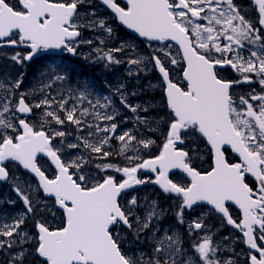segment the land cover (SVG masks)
<instances>
[{
  "label": "snow or ice",
  "instance_id": "obj_1",
  "mask_svg": "<svg viewBox=\"0 0 264 264\" xmlns=\"http://www.w3.org/2000/svg\"><path fill=\"white\" fill-rule=\"evenodd\" d=\"M85 0H17L22 10L14 7L11 0H0V41L8 45H27L30 51L22 59L17 53L13 60L23 62L31 61L38 53L49 49H61L75 54V38L81 35L79 27L81 14L78 4ZM129 29H133L141 37L150 41H175L182 50L181 60L186 62L183 69V78L186 86L181 87L169 79V72L158 56L152 60L167 83V107L171 109L173 119L169 125L166 143L163 150L154 159L144 160L133 167L115 168L123 172L126 179L117 182L113 176L103 179L89 187L86 176L79 173L83 164L87 163L82 157L65 162L59 153L62 146L53 145L56 137H64L65 132L46 131L36 129L25 119H18V126L22 133L15 137L0 133V181H9V171L6 161L18 162L25 170L30 171L38 178V188L43 193L55 197L56 203L66 214V225L59 230H49L45 224L38 225L37 253L45 259V264H221L216 258L219 245H214L211 235L200 237V242L193 241L192 249L196 256L187 255L182 250V237L175 231L169 234L167 230L157 236L158 227L152 228L146 237L153 244L152 256L148 257L143 251L138 254H128L121 247L123 238L117 228L126 226L133 232L136 240L140 234L152 226L153 220L159 221L163 211L159 210L155 201L149 206L144 219L136 215L134 207L137 200L133 197L126 207H122L120 197L126 189L134 185L144 184L146 181L137 178V172L148 169L156 173L151 181L160 186L165 193H174L182 197L179 210L176 213L179 223H184L185 209L191 210L199 202H207L213 210L226 218L228 225H232L242 232L249 248L250 264H264V91L256 93L255 89L248 93L246 99L239 96L238 102L230 91L234 84L241 82L252 83V75L256 82L264 89V0H254L258 8V24L253 23L241 15L239 8L233 0H127V7H121L115 0H102ZM226 5V7H221ZM207 14L201 15L206 12ZM94 15V13L92 14ZM207 21V24L197 21ZM236 22V23H234ZM88 27L98 26L112 34V28L106 27L103 20H90ZM219 26V27H217ZM221 39L227 43L221 44ZM91 43V41H87ZM103 43V41H101ZM235 45L236 47H233ZM251 46V47H249ZM165 48L169 45H165ZM104 52L98 58L111 64L121 61L114 58L113 51ZM97 49V52H100ZM164 52V49H160ZM247 53V57L244 53ZM214 53L220 54L219 57ZM233 54L232 59L227 55ZM171 65H178L179 61L171 52H164ZM142 59L129 61L132 65H139ZM230 65L232 69L242 75V80L229 81L219 74L218 66ZM60 66H50L47 71L40 73L49 79V83L38 91L50 87L55 81H64L66 72ZM131 75V71L129 72ZM252 74V75H248ZM54 77V79H53ZM21 80L15 81L11 87L0 80V130H17L5 114L12 116L16 112L29 114L32 107L40 108L42 105L51 107L58 103L59 110L65 112L62 119L57 112L45 111L41 128L49 124L48 117L56 124L65 121L77 126L82 120L76 116L77 107L73 105L66 109L67 99L55 101L44 99L30 106L25 102L23 94L16 104L7 99L13 89L20 87ZM123 85H121V88ZM34 91H36L34 89ZM119 92V89H117ZM71 94V93H70ZM134 94V93H133ZM77 101L87 100V95L81 93ZM95 104L88 103L94 110L97 106L108 108L113 101L110 97H103ZM259 101L258 104L252 102ZM120 102L133 113L137 106L126 103V97L120 94ZM243 106V107H241ZM15 109V111H13ZM147 111V109H143ZM90 114L88 108L80 110V117ZM118 113L113 110L111 114L92 111L91 115L97 120L113 121ZM139 119V118H138ZM91 128V125H86ZM97 132L115 133L117 124L109 127L96 125ZM199 133L210 145L213 155V166L210 171L201 173L191 166L189 153L178 149L176 145L184 143V137ZM93 133H89L92 135ZM183 134V135H182ZM128 138L127 141L125 138ZM124 142L121 153H124L134 136L125 132L116 137ZM111 137H103L99 143L93 144L83 138L84 147L94 153H101L103 146L109 143ZM147 147L152 141H140ZM77 144H69L68 148H77ZM225 146L237 153L240 162H229L226 158ZM44 154L58 170L53 178H49L38 165L37 157ZM108 156V152H103ZM133 159V157H128ZM99 167V166H98ZM105 169L115 167L112 164L103 166ZM73 169V171H70ZM172 169H182L191 177L188 186L174 183L169 178ZM251 174L258 182L256 188L251 187L245 180ZM18 181V177H12ZM30 187V186H29ZM18 197L26 207V213L33 211V202L29 195L22 191L20 186L14 188ZM234 202L242 210L243 217L237 223L229 213L226 202ZM14 204L15 201H8ZM26 213H22L15 223L0 224V236L13 237L14 233L24 223ZM135 216L137 227L133 229L130 217ZM116 226V227H114ZM204 227L203 221H193L189 224V231L200 230ZM27 234L20 236L24 240ZM14 241L0 240V248L12 247ZM254 250V251H253ZM183 257V259H180ZM198 257V261H197ZM23 258V252L19 253ZM223 264H235L227 259Z\"/></svg>",
  "mask_w": 264,
  "mask_h": 264
},
{
  "label": "flooded vegetation",
  "instance_id": "obj_2",
  "mask_svg": "<svg viewBox=\"0 0 264 264\" xmlns=\"http://www.w3.org/2000/svg\"><path fill=\"white\" fill-rule=\"evenodd\" d=\"M115 2L118 3L121 7H125V8L127 7V4H125L121 0H115ZM11 3L14 7L22 10L21 6L17 4V0H11ZM233 3L239 8L241 15H244L245 19L250 20L255 27H261L258 24L259 12H258L257 6L254 4V0H233ZM221 7H226V5H221ZM207 11L208 10L206 7V12L202 13L201 15L203 16L207 14ZM78 12L81 14L80 22L83 23L85 26L79 27L78 29L81 35L75 38L76 40L74 44V46L76 47L75 54L80 52L81 56H85L84 51L90 49V47L88 48V46H93V47L99 46L100 50L106 49L104 50V52H108L109 50H114V49H121V47L123 46L121 51L112 52V55L114 56V58H116L117 60L121 62L119 64L109 63L108 65H106V69L108 70V72H120L122 70H126L128 72L131 71L132 83L129 84V86L135 87V88H138V87L144 88L149 83H155V71L153 70V68L149 70V68L146 67L148 65V62H144L139 65H132L129 63V61L131 60L141 59V57H143L144 46L145 47H148V46L145 45L141 39H139L140 37L128 34L127 31L121 27L118 23V20L116 19V16L112 13L111 9L107 5L103 4L101 0H85L84 3L78 4ZM93 13L94 15H92ZM90 20H96V21L103 20L105 22L106 27L112 28L113 30L112 34L109 35L107 32H105L103 29H101L98 26H93V27L86 26L87 22ZM197 22L207 24V21H203V20H199ZM261 34L264 35V29H262ZM85 38H89L87 41H91V43L84 41ZM129 38H132V39H129ZM134 38H136L137 40ZM101 41H103V43H101ZM220 43L224 44V43H227V41L221 39ZM233 47H236V46L233 45ZM151 50H153V52L155 53V46H151ZM29 51H30V48L27 45L17 44V45H14L13 49L6 48L2 50L1 55L3 59L7 58L8 60H13L12 57L17 55V53H19L20 57H22L23 55L26 56ZM5 54H7L6 57H4ZM75 54L70 53V56L76 57ZM46 55L48 56H43L42 58H44L47 61L51 60L53 56H56L54 54H46ZM64 55L65 54H60V56L58 55L59 57L56 56V58L60 59ZM214 55H216L217 57L220 56V54L218 53H214ZM244 55L247 57L246 52L244 53ZM227 58L232 59L233 54L229 53L227 55ZM86 64L87 66L86 68H84L85 71L88 70V71H92V73L95 72L96 68L95 66L92 65L91 61H88ZM169 65L170 66H165V68L170 72L173 80H178L179 73L177 71L178 69L177 65H171L170 63ZM97 69H100V67H97ZM218 71H219V74L222 75L226 80H229V81L242 80V75L236 72L234 69H232L230 65H225L224 67L218 68ZM148 75H151V76H148ZM248 75H252V74H248ZM145 77H146V80L144 81ZM104 80L106 81V77H104ZM252 81H253L252 83L241 82L239 84H234V87L231 90V92L234 94V99H236L237 102H238L239 96L241 95H243L247 99L248 93L251 92L253 89H255L256 93H259L262 90H264L259 85V83L256 82V77L254 75H252ZM78 90L79 91L83 90V87H79ZM87 96H89V93L87 94ZM87 100L89 99L87 98ZM62 116L63 115L61 114V117ZM153 138H154V142L152 146L153 156L151 158H155V136ZM185 142L186 140L184 139V143L179 144L178 149L187 151L189 153L190 159L192 160V164H193L192 166L198 170L204 171L202 170V167H201L202 164H205L203 162L204 160L200 156L199 157L197 156L198 152L200 153L203 152V149H201L202 147H198L195 145L192 148H187L185 147ZM204 156H205V161H206L207 157L205 153H204ZM123 177H124L123 175H118L116 176V179L123 180L122 179ZM137 177H139V179L146 181L144 183L145 185L142 190L134 193L135 195L132 194L136 198L137 204L140 203L138 204V206L146 205V206H143L145 209V207H147L150 202L155 201L159 210L167 207L165 211H168L170 208L168 214L167 215L163 214L162 218L159 221L154 219L152 222V226L149 229L142 232L140 234V237H143L144 239H146V237L150 235L152 228L154 227H158L160 229V231L157 232V236L162 235V233L165 230H167L170 233V229L172 228V225L174 223L173 216L171 215L172 210L174 207H178L177 205L178 202L176 201L177 199L180 201V199L169 193H164L155 187V183L151 181L155 180L156 173L152 172L149 175L143 174V173L137 174ZM170 179H172L174 183H179L182 186L189 185V181L182 179L177 174L171 175ZM247 181H248V184L253 188H256L258 185V183L255 182V180L251 178H248ZM151 186H153L152 189H150ZM145 193L147 195H145ZM131 197L132 196L127 195L121 199L122 207H126L128 205V202L131 200L130 199ZM133 207L135 208V206ZM228 209L233 219L236 220L237 223H240L242 220V218L240 217L241 216L240 211L231 206H229ZM136 215L138 214L136 213ZM183 217H184V223L180 225L181 229L179 233L181 234L180 236L182 237V240H183L182 249L186 250V252L189 255L194 256V257L196 256V254L194 253L192 249V243L193 241H195L196 243L200 242V237H203V234L207 232L206 228L209 223L212 228L211 232L216 234V237L215 238L213 237L214 241L219 242L220 239H222V241H224L225 247L229 245V251H233V254L235 257V259L233 258V261H235V264H250V259H249L250 250L245 247L242 239L240 238L241 236L240 230L235 228L232 225H230V227L228 225H225V223L227 224V222H226V219L222 215H218L215 212L213 213L211 210L205 209L204 205H201L199 207H195L191 211L185 212V215ZM135 219H136L135 216L130 217V222H132L133 224V229L137 227V225L135 224ZM201 220L203 221L204 227L200 230H195L193 232H190L189 224L192 223L193 221L200 222ZM117 230H120L121 237L123 238V243L121 247L126 253L130 255L136 254L135 252H133V248L129 247V244H130L129 242L133 240L138 243V245L136 246L135 243H133L132 241V245L136 249L139 247L143 252L147 254L148 257L152 256V248L154 247V245L148 243V240L146 241L145 240L142 241L141 239L136 240V238L132 236L133 232L129 229L123 230L120 227H118ZM219 234H223L224 239L220 238ZM149 245H151L150 248H149ZM6 247L8 246L6 245ZM2 255H3V258L0 259V263L14 264V262H17V264H25L27 262V259L11 258L10 254L6 252H3ZM197 261H198V257H197Z\"/></svg>",
  "mask_w": 264,
  "mask_h": 264
},
{
  "label": "rangeland",
  "instance_id": "obj_3",
  "mask_svg": "<svg viewBox=\"0 0 264 264\" xmlns=\"http://www.w3.org/2000/svg\"><path fill=\"white\" fill-rule=\"evenodd\" d=\"M126 141H127V139H125ZM143 141H146V140H143ZM123 143L124 142H122V146H123ZM133 150H135V144H133L132 143V141H131V143L129 144V147H128V149L126 150L127 152H130V151H133ZM128 157H132L131 155H125V158H126V160H128V161H130V159L128 158ZM153 202V201H152ZM151 205V204H150ZM150 205H148V206H150ZM143 206H146V205H141V206H139V209L141 210V213H143L142 214V216L141 215H138L140 218H141V220H143L144 219V216H145V213L148 211V206L147 207H145V209H144V207ZM211 225L208 223V226H207V228H206V230H207V232H205L204 234H203V236H205V235H211L212 237H216V234L215 233H213V232H211ZM173 232V231H172ZM172 234V233H171ZM179 235H181V234H179ZM215 245H219V248L218 249H220V250H222V249H225V250H227V249H229V245H227V247H225V244H224V241H222V239H220V241L219 242H215L214 243ZM183 250V249H182ZM229 251V250H228ZM187 253V252H186ZM187 255H189L188 253H187ZM180 259H183V257H181ZM223 261H225V260H227V259H222ZM233 260V259H232Z\"/></svg>",
  "mask_w": 264,
  "mask_h": 264
},
{
  "label": "trees",
  "instance_id": "obj_4",
  "mask_svg": "<svg viewBox=\"0 0 264 264\" xmlns=\"http://www.w3.org/2000/svg\"><path fill=\"white\" fill-rule=\"evenodd\" d=\"M35 112H37V110L35 109ZM46 127H54L55 126V122L54 123H49V124H46L45 125ZM112 156H117V155H115V154H111ZM22 208V207H21ZM15 209V216H14V219H15V222H16V220L17 219H19V216L22 214V213H26V211H24V210H22V209ZM31 221H33V214H32V212H30V213H26V215H25V219H24V223L23 224H26V223H28V222H31ZM20 225V229H25V228H27V226H25V225ZM29 229V228H28ZM29 231L30 232H34V228H33V226H32V230L31 229H29ZM36 248H37V244H36V242H34L32 245H31V249L33 250V257H32V259H37V256H36V253H35V251H36Z\"/></svg>",
  "mask_w": 264,
  "mask_h": 264
},
{
  "label": "water",
  "instance_id": "obj_5",
  "mask_svg": "<svg viewBox=\"0 0 264 264\" xmlns=\"http://www.w3.org/2000/svg\"><path fill=\"white\" fill-rule=\"evenodd\" d=\"M46 156V155H45ZM47 157V156H46ZM49 160H51L49 157H47ZM25 170V169H24ZM178 171H181V172H183V170L182 169H177ZM25 171H27V172H29V173H31L30 171H28V170H25ZM183 173H185V172H183ZM32 174V173H31ZM185 174H187V173H185ZM32 175H34V174H32ZM35 176V175H34ZM37 178V177H36ZM37 180H38V178H37ZM227 203H231V204H234V202H231V201H229V202H227ZM43 258V257H42ZM44 259V258H43Z\"/></svg>",
  "mask_w": 264,
  "mask_h": 264
},
{
  "label": "bare ground",
  "instance_id": "obj_6",
  "mask_svg": "<svg viewBox=\"0 0 264 264\" xmlns=\"http://www.w3.org/2000/svg\"><path fill=\"white\" fill-rule=\"evenodd\" d=\"M19 259V258H18Z\"/></svg>",
  "mask_w": 264,
  "mask_h": 264
}]
</instances>
